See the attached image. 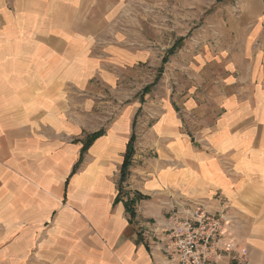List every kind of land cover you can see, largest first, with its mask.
I'll use <instances>...</instances> for the list:
<instances>
[{"label": "crops", "instance_id": "obj_1", "mask_svg": "<svg viewBox=\"0 0 264 264\" xmlns=\"http://www.w3.org/2000/svg\"><path fill=\"white\" fill-rule=\"evenodd\" d=\"M116 1L0 0V264H166L152 231L180 200L214 211L222 198L237 264H264V0L228 5L212 117L191 136L175 108L186 95L141 105L123 89L149 50L105 34ZM140 108L156 117L136 123L114 204Z\"/></svg>", "mask_w": 264, "mask_h": 264}, {"label": "rangeland", "instance_id": "obj_2", "mask_svg": "<svg viewBox=\"0 0 264 264\" xmlns=\"http://www.w3.org/2000/svg\"><path fill=\"white\" fill-rule=\"evenodd\" d=\"M232 1L117 0L118 15L108 17L111 26L105 33L108 37L120 38L132 50H149L139 65L125 72L133 77L124 81L123 89L133 93L141 105L162 98L165 92H171L173 100L186 95L188 106L177 103L175 108L180 111L189 136L195 135L212 117L207 101L211 100L216 81L222 75L217 45L228 42L227 33L222 31L228 25L227 7ZM218 27L222 28L220 35ZM218 37L223 39L219 42ZM174 44H179L178 48L168 54ZM103 87L99 89L107 90ZM198 101L200 108L202 103L206 105L204 112L196 107ZM145 112L142 108L138 110L136 123L143 115L148 121L156 117V113ZM33 243L35 247L37 236Z\"/></svg>", "mask_w": 264, "mask_h": 264}, {"label": "built area", "instance_id": "obj_3", "mask_svg": "<svg viewBox=\"0 0 264 264\" xmlns=\"http://www.w3.org/2000/svg\"><path fill=\"white\" fill-rule=\"evenodd\" d=\"M231 224L230 206L223 198L214 211L198 200H180L160 231H152V245L166 264H237L247 253L231 240Z\"/></svg>", "mask_w": 264, "mask_h": 264}, {"label": "trees", "instance_id": "obj_4", "mask_svg": "<svg viewBox=\"0 0 264 264\" xmlns=\"http://www.w3.org/2000/svg\"><path fill=\"white\" fill-rule=\"evenodd\" d=\"M181 43V42H180ZM179 43V44H180ZM179 44H174L172 46V48L167 52L168 54H171L175 51V49L178 48ZM166 62V59L164 58V62ZM137 116V114H136ZM136 116L134 117L133 121H132V133L130 135V138L127 142V145H126V150H125V153H124V157H123V162L121 164V167H120V173H119V182H118V195L115 197L113 203L116 204L118 203L119 201H121V198H120V191L122 189V184L123 182L126 180L128 174H129V166L131 164V160H132V157L134 155V151H135V140H136V135H135V119H136ZM104 133V130L103 129H100L90 135H88L85 140L83 141V145H82V148L80 150V156H79V159L77 160V162L75 163V165L73 166L72 168V171H71V174H74L75 171L77 170V168L79 167V165L81 164L82 160H83V154L85 153V151L87 150V148L91 145V143L99 136H101L102 134ZM134 201L135 200H126L124 201V207H125V211L127 212L128 216H129V221H132L134 216H135V212H134V209H133V204H134Z\"/></svg>", "mask_w": 264, "mask_h": 264}]
</instances>
